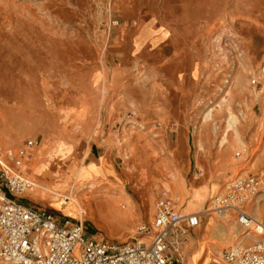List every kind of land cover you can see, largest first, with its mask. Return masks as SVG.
I'll return each instance as SVG.
<instances>
[{
    "label": "rangeland",
    "instance_id": "374dc122",
    "mask_svg": "<svg viewBox=\"0 0 264 264\" xmlns=\"http://www.w3.org/2000/svg\"><path fill=\"white\" fill-rule=\"evenodd\" d=\"M28 140L36 187L16 197L107 243L162 199L202 213L236 176L264 184V0H0V150ZM246 233L204 215L180 264H218Z\"/></svg>",
    "mask_w": 264,
    "mask_h": 264
},
{
    "label": "built area",
    "instance_id": "2783aa9c",
    "mask_svg": "<svg viewBox=\"0 0 264 264\" xmlns=\"http://www.w3.org/2000/svg\"><path fill=\"white\" fill-rule=\"evenodd\" d=\"M250 83L257 86L255 79ZM35 146L28 140L17 150H0V264H180L175 249L180 239L198 228L204 215L221 218L230 212L247 230L250 243L223 250L218 264H264V225L243 211L254 198L264 200L259 177L239 175L229 180L202 213L181 214L170 200L162 199L150 228L140 225L129 240L107 243L88 235L81 223L59 222L51 213L13 199L34 189L22 169ZM142 238L147 239L141 243Z\"/></svg>",
    "mask_w": 264,
    "mask_h": 264
},
{
    "label": "bare ground",
    "instance_id": "6f19581e",
    "mask_svg": "<svg viewBox=\"0 0 264 264\" xmlns=\"http://www.w3.org/2000/svg\"><path fill=\"white\" fill-rule=\"evenodd\" d=\"M211 112H213V110H211ZM209 117H210V112H209V114L207 115V120H208ZM35 187H36V186H35V184H34V188H35ZM91 188H93V187H91ZM259 201H261V199H260V197H257V199H256L255 202H254V205H255L256 203H259ZM98 207H100V206L98 205ZM260 209H261L262 214H264V206L260 207ZM228 214H229V213L225 214V216L228 215ZM244 238H246V237H244Z\"/></svg>",
    "mask_w": 264,
    "mask_h": 264
},
{
    "label": "crops",
    "instance_id": "0c3cea01",
    "mask_svg": "<svg viewBox=\"0 0 264 264\" xmlns=\"http://www.w3.org/2000/svg\"><path fill=\"white\" fill-rule=\"evenodd\" d=\"M180 142H181V139L179 140L178 144H180ZM13 199H15L17 202H19V203H21V204H25V205H27L26 202H25V199H26V198H24V197H20V198H19V197H16V198L13 197ZM125 228H127V227H125ZM125 228H124V230H126ZM123 234H124V232H123L122 234H120L119 237H122Z\"/></svg>",
    "mask_w": 264,
    "mask_h": 264
}]
</instances>
